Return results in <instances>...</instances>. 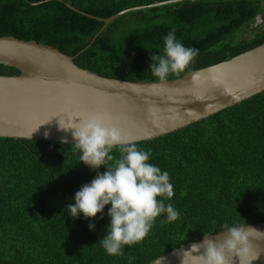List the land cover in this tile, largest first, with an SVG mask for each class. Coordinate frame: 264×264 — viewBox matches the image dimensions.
I'll return each mask as SVG.
<instances>
[{"label": "trees", "instance_id": "16d2710c", "mask_svg": "<svg viewBox=\"0 0 264 264\" xmlns=\"http://www.w3.org/2000/svg\"><path fill=\"white\" fill-rule=\"evenodd\" d=\"M0 0V37L50 46L100 77L158 82L149 65L163 55L164 37L199 54L165 80L228 60L264 42L259 0ZM41 2L37 5L32 3ZM133 8H137L132 10ZM128 12L103 25L120 11ZM155 62V61H154ZM18 72L0 65V75ZM136 147L167 172L179 212L156 218L140 242L108 255L106 205L96 218L73 219L66 206L97 171L80 162L72 144L0 138V264H147L187 242L224 231L222 225L264 222V91L199 122ZM121 157L119 146L113 149ZM115 161H109L112 165ZM159 199V198H158ZM94 224V230L89 224Z\"/></svg>", "mask_w": 264, "mask_h": 264}, {"label": "water", "instance_id": "95a60500", "mask_svg": "<svg viewBox=\"0 0 264 264\" xmlns=\"http://www.w3.org/2000/svg\"><path fill=\"white\" fill-rule=\"evenodd\" d=\"M182 1L186 0H169L150 6ZM259 1L264 3V0ZM128 11L96 20L106 25ZM263 24L264 12H260L254 18L252 30ZM74 57L33 41L0 37V65L18 72L12 76L0 75V138L54 143L66 140L63 144L73 145L76 141L71 131L60 129L59 119L63 123L77 113H107L112 123L135 143L147 142L264 91V42L181 77L150 83L97 76L75 66ZM249 226L264 232V222ZM219 233L208 236L222 240L224 237L217 235ZM203 239L204 236L180 245L147 264H182V252ZM235 259L239 264L238 258ZM253 264H264V252Z\"/></svg>", "mask_w": 264, "mask_h": 264}, {"label": "clouds", "instance_id": "9594fccd", "mask_svg": "<svg viewBox=\"0 0 264 264\" xmlns=\"http://www.w3.org/2000/svg\"><path fill=\"white\" fill-rule=\"evenodd\" d=\"M164 45L163 55L153 53L149 65L152 74L160 80L166 79L169 73L184 71L199 54L197 49L184 47L174 31L164 37ZM58 123L60 129L71 131L76 141L73 145L81 153L80 162L93 170L106 168L103 173L97 171L90 183L81 186L75 193V203L67 205L66 209L73 219L79 218L81 213L86 219L96 218L97 214L103 219L105 206L111 205L107 213L111 218L108 232L101 241L108 255H123L124 245L142 241L161 214L166 213L169 222L179 218L178 210L164 202L174 196L169 174L151 164V153L138 149L132 138L112 123L107 113H77L63 123L59 119ZM117 146L121 153L119 159L110 154ZM109 161L115 163L109 165ZM94 227L89 224L90 230ZM222 228L224 231L217 234L224 237L222 240L204 235L201 242L189 245L181 254L182 264L189 261L192 264H236L235 258L239 264H253L264 252L261 247L264 232L249 225L225 223Z\"/></svg>", "mask_w": 264, "mask_h": 264}]
</instances>
